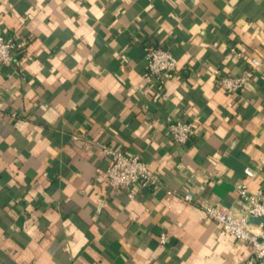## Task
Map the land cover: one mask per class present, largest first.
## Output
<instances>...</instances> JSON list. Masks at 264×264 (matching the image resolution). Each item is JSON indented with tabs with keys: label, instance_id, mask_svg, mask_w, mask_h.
I'll use <instances>...</instances> for the list:
<instances>
[{
	"label": "crops",
	"instance_id": "0c3cea01",
	"mask_svg": "<svg viewBox=\"0 0 264 264\" xmlns=\"http://www.w3.org/2000/svg\"><path fill=\"white\" fill-rule=\"evenodd\" d=\"M0 29L27 42L0 70V264H249L200 204L264 188V67L236 94L217 84L261 55L264 0H0ZM148 44L178 60L166 100ZM173 119L192 123L186 145ZM96 142L140 154L160 186L109 188Z\"/></svg>",
	"mask_w": 264,
	"mask_h": 264
},
{
	"label": "built area",
	"instance_id": "2783aa9c",
	"mask_svg": "<svg viewBox=\"0 0 264 264\" xmlns=\"http://www.w3.org/2000/svg\"><path fill=\"white\" fill-rule=\"evenodd\" d=\"M26 43L19 35L6 37L0 29V70L16 66L18 52L23 50ZM145 50L148 65L146 78L151 82V87L166 100L165 86L177 74L178 60L169 49L158 45L148 44ZM247 60L251 65L250 70L238 76L222 75L217 80L218 86L230 94L240 92L251 80L254 71L264 67V49L260 56L249 57ZM167 129L174 143L186 145L193 132V125L182 119H173L168 122ZM79 139L78 134L72 136L73 142H78ZM96 144L108 159V166L100 178L105 180L109 188L117 192L126 190L129 198H133L134 187L148 190L160 186L161 178L148 167L140 154H127L124 150L103 142ZM244 171L248 179L257 176V170L251 167L245 168ZM192 186V179L188 178L185 191L180 194V198L188 204H195L196 201V192ZM236 190L238 209L207 202L201 203V208L224 232L247 244L250 253L249 264H264V188L253 192L246 183L238 182ZM251 218L261 221L254 222ZM167 240V234L160 236V244H165Z\"/></svg>",
	"mask_w": 264,
	"mask_h": 264
},
{
	"label": "water",
	"instance_id": "95a60500",
	"mask_svg": "<svg viewBox=\"0 0 264 264\" xmlns=\"http://www.w3.org/2000/svg\"><path fill=\"white\" fill-rule=\"evenodd\" d=\"M251 221H254V222H260L261 219L251 218Z\"/></svg>",
	"mask_w": 264,
	"mask_h": 264
}]
</instances>
